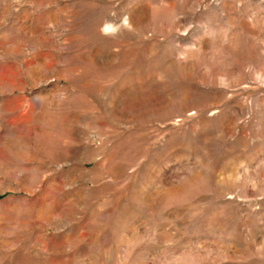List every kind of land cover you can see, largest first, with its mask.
I'll return each instance as SVG.
<instances>
[{"label":"rangeland","instance_id":"1","mask_svg":"<svg viewBox=\"0 0 264 264\" xmlns=\"http://www.w3.org/2000/svg\"><path fill=\"white\" fill-rule=\"evenodd\" d=\"M0 264H264V0H0Z\"/></svg>","mask_w":264,"mask_h":264}]
</instances>
